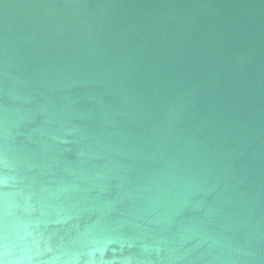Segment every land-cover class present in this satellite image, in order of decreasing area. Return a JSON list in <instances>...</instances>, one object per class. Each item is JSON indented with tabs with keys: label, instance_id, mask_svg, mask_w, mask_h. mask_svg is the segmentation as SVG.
Wrapping results in <instances>:
<instances>
[{
	"label": "water",
	"instance_id": "1",
	"mask_svg": "<svg viewBox=\"0 0 264 264\" xmlns=\"http://www.w3.org/2000/svg\"><path fill=\"white\" fill-rule=\"evenodd\" d=\"M0 258L264 264V0H0Z\"/></svg>",
	"mask_w": 264,
	"mask_h": 264
},
{
	"label": "clouds",
	"instance_id": "2",
	"mask_svg": "<svg viewBox=\"0 0 264 264\" xmlns=\"http://www.w3.org/2000/svg\"><path fill=\"white\" fill-rule=\"evenodd\" d=\"M0 264H10V261L7 259L0 258Z\"/></svg>",
	"mask_w": 264,
	"mask_h": 264
}]
</instances>
